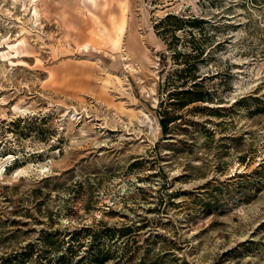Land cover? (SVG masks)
Masks as SVG:
<instances>
[{"label":"rangeland","instance_id":"obj_1","mask_svg":"<svg viewBox=\"0 0 264 264\" xmlns=\"http://www.w3.org/2000/svg\"><path fill=\"white\" fill-rule=\"evenodd\" d=\"M109 1L0 0V264H264V2ZM120 4L121 59L70 34ZM191 46L207 99L177 109Z\"/></svg>","mask_w":264,"mask_h":264},{"label":"trees","instance_id":"obj_2","mask_svg":"<svg viewBox=\"0 0 264 264\" xmlns=\"http://www.w3.org/2000/svg\"><path fill=\"white\" fill-rule=\"evenodd\" d=\"M206 0H199V2H204ZM255 1V0H252ZM264 2V0H262ZM211 3L214 4V2L211 0ZM174 19L176 20L177 24H170L168 23L169 20ZM201 22L200 19L191 16L189 18H185L184 16H175L173 14H167L163 19H161L159 22L156 23V28L158 29V32L161 34H172L174 35L175 31H184L187 32L189 35H191V38L194 37V34L192 33L193 28H197L198 24ZM163 25H170L174 28H165ZM191 27L192 29L186 30V26ZM197 49L193 46H191V52L187 54V60L181 64L184 65L183 69H180L176 71V79L173 81L172 90L171 92H168L166 100H178V102H175L174 100L169 102L170 106H174L175 108H183L187 106L188 104L198 102V101H206V97L197 90L198 87H200V83L197 82L198 76L196 75L197 72V62L195 59L199 57L201 54H203V50H200V53H192L196 51ZM176 55V52L174 53ZM194 60V61H193ZM209 95V94H207ZM180 97V98H179ZM210 99V98H209ZM208 99V100H209ZM212 99V98H211ZM162 106V102H161ZM179 118L178 114H169V112L164 108L163 111H159V123L161 130L163 134L168 133L170 130V124L175 123L177 119ZM49 251H43L44 256V262L41 264H68L70 257L67 256L65 253L55 256L53 259H50L47 254ZM29 254L28 253H24ZM25 261V260H22ZM103 263V262H100ZM139 264H145L144 259L139 262Z\"/></svg>","mask_w":264,"mask_h":264},{"label":"bare ground","instance_id":"obj_3","mask_svg":"<svg viewBox=\"0 0 264 264\" xmlns=\"http://www.w3.org/2000/svg\"><path fill=\"white\" fill-rule=\"evenodd\" d=\"M36 1V0H32ZM89 4L95 5L97 0H86ZM104 6L107 5L109 8L110 1L109 0H102ZM85 6V5H84ZM120 18L117 19L113 15H110L108 20H109V25L105 26L100 24L96 19H94V26L92 28H87V26H82V27H74L70 31V34L76 35L78 38L83 39L84 41L82 42L83 48L89 50L91 48H101L102 46H108L110 47L111 50H113L115 53L118 54V57L121 59V55L123 50L124 45V39L126 37V32H127V27H128V22L126 20V11L127 8L125 5L120 4ZM36 10H34V13ZM54 14H58L62 20H67L65 18V10L64 9H58L53 7ZM78 44V42H76ZM133 49L135 51H139V45L138 41L135 37H132L128 40V49H126V55L127 57L129 54H133ZM126 57V59H127ZM125 59V58H124ZM129 66V65H128ZM127 66V67H128Z\"/></svg>","mask_w":264,"mask_h":264}]
</instances>
